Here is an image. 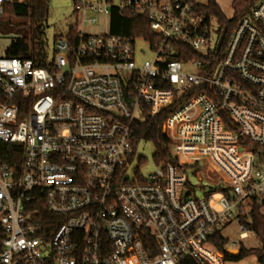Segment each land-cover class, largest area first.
Here are the masks:
<instances>
[{
    "label": "built area",
    "instance_id": "1",
    "mask_svg": "<svg viewBox=\"0 0 264 264\" xmlns=\"http://www.w3.org/2000/svg\"><path fill=\"white\" fill-rule=\"evenodd\" d=\"M27 1L0 0V17ZM74 5L84 24L140 16L155 40L73 25L46 67L0 58V146H20L0 149V264H223L241 252L223 230L257 237L252 207H264V0L229 36L200 0ZM172 106L175 162L131 170L134 123ZM201 165L212 185L197 197L188 177Z\"/></svg>",
    "mask_w": 264,
    "mask_h": 264
},
{
    "label": "trees",
    "instance_id": "2",
    "mask_svg": "<svg viewBox=\"0 0 264 264\" xmlns=\"http://www.w3.org/2000/svg\"><path fill=\"white\" fill-rule=\"evenodd\" d=\"M76 1L77 0H74V4ZM258 1L259 0H235L233 4L234 16L232 19H228L223 15L215 0H209L204 10L209 15L215 17L220 25L226 28V36H229L238 22L251 13ZM48 14L49 0H28L25 3L6 4L4 14L0 17V31L4 33H13L17 37L13 39L6 49L5 57L30 58L37 67H46L48 53L43 43L44 31L41 24L43 20L47 18ZM110 19V33L113 35L133 40H146L148 42H153L155 40V35L150 29L148 22L140 16L130 12L122 15L114 10ZM69 35H74L72 27H70L68 32V36ZM190 56L192 57L193 55ZM175 58L181 61H186L187 59L184 55H176ZM189 97L190 96L184 97L183 101H186ZM174 109L175 106H172L156 117H152L151 114L146 113L141 120H137L134 123L132 141L135 147V153L141 142H147L154 146L155 152L153 158L157 165L175 162L170 152V139L164 132V125ZM3 148L20 149V146H0V149ZM255 150L260 161L264 164V147H257ZM2 159L11 165L16 164L11 155L5 156L2 154ZM17 161L21 162L20 157L17 158ZM140 161L143 162V160ZM262 207V204H254L252 207V223L249 226L256 233L260 248L252 250L251 252L241 250L239 258L236 259L225 253L224 245L226 240L219 234L213 241L218 246V249L225 253V260H241L252 254L258 258L260 264H264V214L261 212ZM50 219L51 218L47 216V220ZM184 264L194 263L186 262Z\"/></svg>",
    "mask_w": 264,
    "mask_h": 264
},
{
    "label": "rangeland",
    "instance_id": "3",
    "mask_svg": "<svg viewBox=\"0 0 264 264\" xmlns=\"http://www.w3.org/2000/svg\"><path fill=\"white\" fill-rule=\"evenodd\" d=\"M234 1L235 0H215L216 4L220 8L221 12L228 19H232L234 16ZM204 5H208L209 0H200ZM97 17L98 22L95 25L89 23L84 24V16L82 14L77 15L75 13L74 0H49V14L45 20H43L41 26L44 31L43 43L50 56L53 55L55 39L57 37H64L68 34L70 27L77 25L81 30H84L88 35H97L109 33L111 29V19L108 16H99L97 14L90 13L88 18ZM17 37L13 33H4L0 31V58L5 57V51ZM137 49L144 51L145 56L140 60L152 59V55L147 51L146 45L142 42H138ZM164 129L165 134H168V130ZM172 151V144L170 152ZM155 149L151 143L141 142L136 150L134 160L131 163V170H139L143 175L154 173L158 165L153 158ZM140 160H143L140 161ZM264 168V165H263ZM199 174V175H198ZM210 176L205 171L203 165L194 170L192 176L188 179L194 188V193L197 197H202L204 193L211 187L212 182ZM261 212L264 214V207ZM239 225L233 222L228 228L223 230V235L231 240H236V248H241L247 252L260 248L259 240L256 236H252L245 240H240ZM223 264H260L258 258L255 255H248L241 260H225Z\"/></svg>",
    "mask_w": 264,
    "mask_h": 264
},
{
    "label": "water",
    "instance_id": "4",
    "mask_svg": "<svg viewBox=\"0 0 264 264\" xmlns=\"http://www.w3.org/2000/svg\"><path fill=\"white\" fill-rule=\"evenodd\" d=\"M228 255L234 257V258H239L240 256V251L239 250H227L226 252Z\"/></svg>",
    "mask_w": 264,
    "mask_h": 264
}]
</instances>
